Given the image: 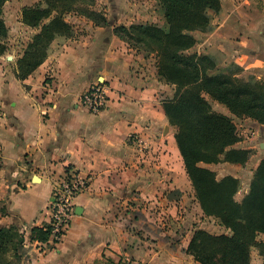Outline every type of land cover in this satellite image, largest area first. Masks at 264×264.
I'll return each mask as SVG.
<instances>
[{"label": "crops", "instance_id": "obj_1", "mask_svg": "<svg viewBox=\"0 0 264 264\" xmlns=\"http://www.w3.org/2000/svg\"><path fill=\"white\" fill-rule=\"evenodd\" d=\"M153 2L140 10L128 3L116 15L102 8L105 26L65 15L71 35L57 36L24 80L16 77V62L31 29L19 14L11 22L3 7L9 50L0 55V228L24 232L26 264H199L186 253L188 245L196 230L213 231L200 223L201 209L163 113L169 87L154 54L114 32L145 24L165 30ZM220 3L208 34L193 32L189 52L209 57L213 75L264 80V0ZM25 7L33 3L19 12ZM15 27L22 32L20 47ZM96 82L107 88L108 104L92 114L80 98ZM67 167L89 176V186L74 199L57 245L31 241L30 230L49 222L50 180Z\"/></svg>", "mask_w": 264, "mask_h": 264}, {"label": "trees", "instance_id": "obj_2", "mask_svg": "<svg viewBox=\"0 0 264 264\" xmlns=\"http://www.w3.org/2000/svg\"><path fill=\"white\" fill-rule=\"evenodd\" d=\"M57 1L63 4L68 2ZM5 2L0 0V41L7 35L2 18ZM159 2L167 30L145 24L120 26L114 32L127 44L146 52L153 53L138 43H150L160 48L157 73L164 82L174 87L173 97L162 101L161 106L168 124L176 129L174 139L185 174L203 214L218 219L230 231V235H211L198 229L186 253L199 264H250L252 250L256 249L264 264V241H257V237L264 235V157L256 167L247 194L240 202L234 200L238 189L237 179L226 176L217 180L211 170L201 166L219 163L244 165L249 157L248 151L234 148L240 140L233 121L214 112L207 98L237 118L244 117L264 124V87L254 89L235 81L234 77L210 75L214 64L209 57L185 54L196 44L193 32H204L209 28L208 12L218 13L220 0ZM53 9L54 6L49 3V8L25 7L21 11V23L30 28H39V31L16 62V77L19 80H24L42 64L49 45L57 36L71 35V26L65 22L64 16L70 14L72 9L63 7L55 15L51 14ZM88 15L85 18L97 26L107 24L105 18L97 22L91 17L95 14ZM5 51V45L0 42V55ZM18 232L16 227L0 228V264H13L8 260L9 251L13 258L19 259L18 248L24 246L25 238ZM49 234V227L32 228L29 239L47 243ZM215 255L220 258L217 259ZM105 261L106 264H115Z\"/></svg>", "mask_w": 264, "mask_h": 264}, {"label": "rangeland", "instance_id": "obj_3", "mask_svg": "<svg viewBox=\"0 0 264 264\" xmlns=\"http://www.w3.org/2000/svg\"><path fill=\"white\" fill-rule=\"evenodd\" d=\"M102 1L103 0H68L67 4H63L57 0H6L4 6L6 9L5 10L6 15H7L6 17L11 22H15V20L17 18V16H16L17 14H19V17L21 19L22 9L19 12V8L21 6H27L31 3H33V7H41V8H49V3H50V5L54 6V9L51 10V14H53V15H55L57 11L63 9V7H67L68 9H72L71 13H73L76 16L81 17V18H85V15L90 16L88 14L93 13L95 15L94 16L91 15V17H93L97 22H101L102 18H105V20H106V17H105L106 12L104 13L102 8L107 9V7H108L109 14L114 13L116 15V14L122 12V11H120L121 7H122L123 11L126 10V7H128V5H127L128 3H130L131 5H136L137 8H139V7L142 8L144 6V4H148V5L152 4L153 5V3H154L153 0H105V1H108L106 4H103ZM154 1L156 3L157 7L160 9V11L163 14V8H162L159 0L158 1L154 0ZM30 8H32V7H30ZM141 8H139V10ZM128 9L131 10V7L127 8V10ZM155 15L157 16L156 10H155ZM208 15H209L210 20H213V13L208 12ZM2 16H3V13H2ZM85 19H87V18H85ZM16 27H15V31L13 32V33H15L14 37L16 39L15 45H18L20 47V44L22 45L21 40H23L22 32H20V31L18 32ZM117 27H120V26H116V27H114V29ZM30 29L31 30H28V31L30 32L29 37L31 40L33 38V36L38 33L39 28H30ZM165 30H167V25H166ZM131 33L133 34L134 32H131ZM201 33H207L208 34V29H206L204 32H201ZM4 39H1L0 42L5 45V48H6V51L4 52V54H5V53H7V51L9 49H8ZM30 40H29V42H30ZM134 40H135V37H134ZM28 43L26 44V46L28 45ZM138 44H140V46L143 49L151 50L153 52L152 54H154L156 62H157L160 48L158 49L156 46H154V45L152 46V44H150V43H143L142 42V43H138ZM23 45H25V44H23ZM25 51H26V47L20 49V55H22ZM185 54L190 56V55H194L195 53L187 51ZM195 55H197V54H195ZM231 72H234V70H231ZM209 74L213 75V72L210 71ZM224 75L229 76L231 78L234 77L235 81L242 83V84L250 85L254 89H256L258 86L264 87V80L263 79H259V78H255V77L240 79L238 77H235L232 73H226ZM160 81H162V80H160ZM163 83L166 86V88L169 87V88H167L168 90H166L167 95L164 99V100H168V99L172 98L174 95V87L167 84L166 82H163ZM207 100L211 106V109L214 112L225 115V116L229 117L232 121L235 122L237 134H238V137L240 140L236 149L248 151L249 157H248L247 162L244 165H229V164H225V163H219V164H207V165H201V166L211 170L215 174V177L217 180H220L226 176H232L233 178L237 179L238 180V189H237L236 194L234 195V200L236 202H240L242 199V196L246 195L247 194L246 192H248V190H249V186H250L253 174H254L256 167L258 166V164L262 158V155H263L261 145H264V124L257 123L253 120H250V119L244 118V117L237 118V117L231 115L223 106L219 105L218 103L212 101L209 98H207ZM168 126L171 128V130L175 134L176 133L175 127H173L169 124H168ZM190 186H191V184H190ZM191 189H192V187H191ZM191 191H192V194L195 198V194H194L193 189ZM201 215H202V217L199 219L200 223L202 224L203 227L210 228L213 231V235H221V234L230 235V231L225 229L221 225V223L218 219H216L214 217H207L203 214V212L201 213ZM18 233L20 235H24L23 231H20ZM29 237H30V235H29ZM257 241H264V235L261 237L260 236L257 237ZM7 256H8V260L11 261L13 264H26L28 261L27 253H26V250L24 249V246L21 248H18V257H19L18 260L13 258V256L11 255V251L8 252ZM215 256L217 259L220 258L217 255H215ZM251 262H252V264H260V263L262 264V259L259 256V253L256 249L252 250Z\"/></svg>", "mask_w": 264, "mask_h": 264}, {"label": "built area", "instance_id": "obj_4", "mask_svg": "<svg viewBox=\"0 0 264 264\" xmlns=\"http://www.w3.org/2000/svg\"><path fill=\"white\" fill-rule=\"evenodd\" d=\"M81 106L89 113L95 114L103 111L108 104L107 88L102 83L93 84L80 98ZM50 180V179H49ZM90 182V177L82 175L72 169L63 172L62 176L51 178V195L49 210L50 246L54 247L63 238L73 217V201ZM121 264H144L127 259L120 261Z\"/></svg>", "mask_w": 264, "mask_h": 264}]
</instances>
